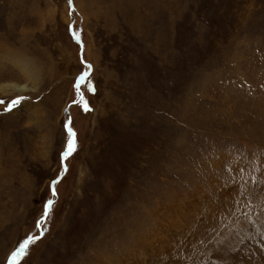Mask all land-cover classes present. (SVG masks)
Returning a JSON list of instances; mask_svg holds the SVG:
<instances>
[{
  "label": "rangeland",
  "instance_id": "374dc122",
  "mask_svg": "<svg viewBox=\"0 0 264 264\" xmlns=\"http://www.w3.org/2000/svg\"><path fill=\"white\" fill-rule=\"evenodd\" d=\"M8 83L0 264H264V0H0Z\"/></svg>",
  "mask_w": 264,
  "mask_h": 264
},
{
  "label": "bare ground",
  "instance_id": "6f19581e",
  "mask_svg": "<svg viewBox=\"0 0 264 264\" xmlns=\"http://www.w3.org/2000/svg\"><path fill=\"white\" fill-rule=\"evenodd\" d=\"M24 87L22 86V85H20V84H15V83H8V84H4V85H1L0 86V90L2 91V92H15V93H23L24 92ZM218 248V247H217ZM210 250V249H209ZM213 253L211 254L210 253V255L211 256H213V254H217V252L216 251H213V250H211ZM209 254V253H208ZM215 258H217V257H215ZM115 260V259H114Z\"/></svg>",
  "mask_w": 264,
  "mask_h": 264
},
{
  "label": "water",
  "instance_id": "95a60500",
  "mask_svg": "<svg viewBox=\"0 0 264 264\" xmlns=\"http://www.w3.org/2000/svg\"><path fill=\"white\" fill-rule=\"evenodd\" d=\"M76 38H77V37H76ZM77 40L80 42V40H79L78 38H77ZM81 76H82V75H81ZM81 76H80V77H81ZM79 79H80V78H78V80H79ZM78 80L76 81V86H77ZM66 109H67V108H66ZM68 121H69V117H68V119H67V123H68ZM67 123L65 124V128L67 129V132H68ZM62 166L64 167L63 162H62ZM59 176H60V175L56 176V177L52 180V182H53L54 180H56L57 178H59ZM51 190L53 191V189H51ZM45 212H46V205L44 206V213H45ZM28 239H29V238L25 239L24 242H23V244L17 249V251H16L15 253H13L12 255H10V256L6 259L5 264H8L9 260H10L12 257H14L18 252H20V251L23 249V247H24L25 244L27 243Z\"/></svg>",
  "mask_w": 264,
  "mask_h": 264
},
{
  "label": "snow or ice",
  "instance_id": "6c2138e0",
  "mask_svg": "<svg viewBox=\"0 0 264 264\" xmlns=\"http://www.w3.org/2000/svg\"><path fill=\"white\" fill-rule=\"evenodd\" d=\"M18 103H20V100L18 99V100H15V101H13V105H15V104H18Z\"/></svg>",
  "mask_w": 264,
  "mask_h": 264
}]
</instances>
